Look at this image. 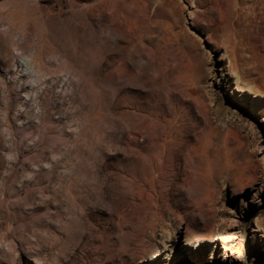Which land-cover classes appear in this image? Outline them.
<instances>
[{"label":"rangeland","instance_id":"obj_1","mask_svg":"<svg viewBox=\"0 0 264 264\" xmlns=\"http://www.w3.org/2000/svg\"><path fill=\"white\" fill-rule=\"evenodd\" d=\"M263 118L264 0H0V264H264Z\"/></svg>","mask_w":264,"mask_h":264},{"label":"bare ground","instance_id":"obj_2","mask_svg":"<svg viewBox=\"0 0 264 264\" xmlns=\"http://www.w3.org/2000/svg\"><path fill=\"white\" fill-rule=\"evenodd\" d=\"M197 1L199 2V0H197ZM239 32H240V31H239ZM233 36H234V34H233ZM236 36L238 37L239 35H237V33H236ZM232 38H233V37H232ZM234 38H235V37H234ZM234 38H233V43H236V44H237V42H236V41H237V40H236L237 38H235V39H234ZM263 122H264V118H263ZM166 142H167V141H166ZM168 142H169V141H168ZM163 154H164V153H163ZM164 158H165V157H164ZM164 160H165V159H164ZM157 161H158V160H157ZM159 161L163 162V160H159ZM165 161H167V160H165ZM165 161H164V162H165ZM157 164H159V165H155V167H156V169H157L158 171H160V169H161V164H160V163H157ZM164 166H165V165H163V167H164ZM155 167H154V168H155ZM166 167H167V166H166ZM166 167H165V168H166ZM168 167H169V166H168ZM168 167H167V168H168ZM156 169H155V170H156ZM163 171H164V170H163ZM163 171H162V172H163ZM153 173H154V172H153ZM157 173H158V172H157ZM156 175H157V174H156Z\"/></svg>","mask_w":264,"mask_h":264}]
</instances>
